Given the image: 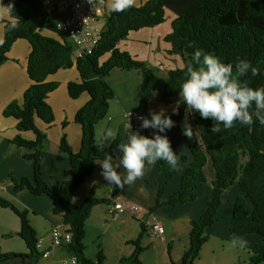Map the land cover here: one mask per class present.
<instances>
[{
    "label": "trees",
    "instance_id": "trees-1",
    "mask_svg": "<svg viewBox=\"0 0 264 264\" xmlns=\"http://www.w3.org/2000/svg\"><path fill=\"white\" fill-rule=\"evenodd\" d=\"M14 5L4 29V44L0 46V65L7 59V53L19 38L27 39L31 44L27 71L31 85L24 93L23 101L11 102L4 109L5 115L17 120L20 131H33L35 139L24 138L20 133L14 142L33 149L25 157L34 160V177L15 179V190H29L32 194H46L52 200V210L62 214L64 223L72 232L67 245L77 256L78 264H105L104 255L99 252L97 259L85 254V221L95 204L106 202L91 190L85 200L76 204L73 194L84 179L90 175L95 162L105 158V152L114 158L118 136L110 147L99 151L96 146L95 125L103 119L115 96L107 76L115 68L137 69L142 74L141 107L149 110V102L154 90L161 97L169 98L180 92V86L186 79L185 65L199 48L218 56L224 63L235 65L239 60H248L259 69V75L253 77L249 72L247 80L252 88L264 87V0H146L125 12L108 11L104 29L95 50L80 57L74 56V48L68 37L61 31L53 10L41 0H6V6ZM173 14L172 31L165 36L169 42L171 54H180L183 66L172 68L166 76L159 75L148 63L127 50L119 47L133 30L152 27L163 23L167 13ZM18 22L19 27L10 31V25ZM108 55V58H102ZM76 65L80 79L68 83V92L72 98L88 92L89 100L78 110L75 121L82 128V145L74 151L63 134L60 150L69 156L71 165L66 170L67 178L59 188H53L43 177L41 151L45 147L47 134L38 127L36 120L47 124L55 120V113L48 102V95L58 85L48 81L47 77L60 68ZM186 106L181 100L178 114L165 112L176 122V129L185 138L191 151L192 160L185 154V171L181 185L166 201L177 204L193 201L197 198L198 187L207 181L206 166L211 163L214 178L207 206L199 218L191 221L190 246L185 251L182 264H192L200 258L203 245L208 239V228L217 220L224 191L234 184L241 190L234 202L231 215V232L239 236L257 234L261 241L253 248V264L264 262V125L253 116V124L242 125L239 122L231 129L212 133V119H203L198 113H191L194 120L193 137L189 139L182 133ZM254 111V108L252 109ZM66 124V122H64ZM243 157L246 159L243 161ZM177 170L159 161V190L157 203L162 199L164 190ZM252 203L251 210L248 202ZM0 205L11 208L21 220L18 235L29 248L28 253H1L0 264H35L42 253L37 249L39 239L31 224L27 209H21L11 200L0 197ZM153 207L151 211H154ZM144 230L147 229L143 223ZM139 244V241H135ZM129 257L132 264L139 262L138 253ZM235 264H240L237 261Z\"/></svg>",
    "mask_w": 264,
    "mask_h": 264
},
{
    "label": "crops",
    "instance_id": "crops-1",
    "mask_svg": "<svg viewBox=\"0 0 264 264\" xmlns=\"http://www.w3.org/2000/svg\"><path fill=\"white\" fill-rule=\"evenodd\" d=\"M145 1L136 0V5ZM0 4L6 7V0H0ZM110 5L111 0H106L107 11H112ZM173 17V14L168 16L167 13L163 23L131 31L125 39L119 42L120 49L127 50L146 61L161 76H166L172 68L183 66L182 56L169 53L168 50L171 45L164 39L166 34L172 31ZM11 19L7 9H0V39L4 40L5 25ZM151 42L152 44L149 46L148 43ZM30 52V42L25 38H19L8 51L7 59L0 65V197L11 200L21 209L28 210L31 224L36 229L39 239H43V248H49L51 251L49 256H42L44 260H50L46 264H63L65 261L67 264H72L71 258L74 253L67 245H51L53 225L63 224L68 227L64 223L63 215L53 212L51 198L46 194H32L27 189L15 190V179L20 180L25 176L33 179L34 160L25 157V154L32 152L33 149L19 146L13 140L19 133L24 138L32 140L35 139V133L31 130L20 131L17 128L18 120L12 115H5L4 109L11 102L21 103L25 91L32 83L27 71ZM106 58L108 55L102 59L105 60ZM79 79L80 73L76 65L60 68L49 74L47 80L58 83L47 98L54 110L55 120L51 124H47L39 118L36 120L38 127L47 134L45 147L41 151L43 177L56 189L67 178L65 172L71 165L69 156L60 150L61 137L66 134L67 141L74 151H79L82 145V128L75 121V116L90 96L85 91L77 98H72L68 92V83ZM107 80L112 86L115 96L110 100L106 116L95 125L96 144L101 135L108 129L116 132V138L121 136L119 143L126 142L128 134L132 131L151 138L154 133L153 129L141 130L132 126L130 128L127 125L126 112L131 109H142L141 72L137 69L115 68L107 76ZM178 97L180 95L176 94L169 98L176 99ZM169 98L161 97L159 91L154 90L148 111L173 112L174 108L170 107L169 100H167ZM181 100L178 98L173 106L176 107ZM188 120L194 126L191 114ZM161 135H167L173 151L179 156V170L167 183L159 203H157L159 161L154 166L146 165L149 170L144 178L138 179L132 186L125 185L116 195H113V192L118 188L108 184L100 175L101 166L95 163L93 172L75 190L73 202L76 204L82 203L91 190H94L97 197L108 199L106 202L95 204L85 221L83 241L87 257L97 259L99 252L102 251L105 264H132L131 260L127 262V259L136 252L139 246V262L133 264L183 263L185 251L190 246L191 221L199 218L207 206L214 173L211 171L210 175L207 174V165L205 169L207 181L198 187V196L195 200L177 204L167 203L168 198L181 185L182 175L185 171L182 155L185 154L188 161L192 160V155L185 138L176 129V122L175 127L166 133H161ZM112 143L113 141H110V146ZM120 156L121 153L116 148L113 160L118 161ZM119 171L124 172L122 167ZM233 187L234 185L227 188L223 196L229 189L233 190ZM202 191L204 195L201 196ZM239 194L241 192H236L232 197L233 208L235 199ZM114 199L137 202L144 212L156 207L154 212L159 215L164 224L165 232L162 235L152 236L148 229L144 230L142 217L139 215L125 213L115 218H109L106 206L109 201ZM13 215H16V218ZM226 215L227 218L218 216L216 222L208 228V239L202 247L200 258L195 259L192 264H235L237 261L240 264H253L251 261L253 248L256 243L261 241L260 236L246 234L243 236L248 241L245 248L231 247L232 211ZM20 228L19 216L11 208L0 205V236L14 237L18 235ZM137 240L139 244H136L135 241ZM20 250L24 251L25 249ZM25 252L28 253L29 248ZM259 264H264V262Z\"/></svg>",
    "mask_w": 264,
    "mask_h": 264
},
{
    "label": "clouds",
    "instance_id": "clouds-1",
    "mask_svg": "<svg viewBox=\"0 0 264 264\" xmlns=\"http://www.w3.org/2000/svg\"><path fill=\"white\" fill-rule=\"evenodd\" d=\"M93 6L97 0H88ZM103 3V0H99ZM136 5V0H111L113 12H125ZM11 12L13 4L3 6ZM19 27L14 21L10 25V31ZM0 39V46L4 44ZM186 79L180 86V98L185 109L182 133L189 139L193 137V129L188 120L191 113H198L203 119H212L214 124L212 133H220L223 129H231L235 123L250 126L253 124V116L264 125V87L252 88L247 77L249 72L253 77L259 75V69L253 67L248 60H239L233 65L224 63L218 56L197 49L191 60L184 66ZM179 103L173 109L172 114H178ZM254 108V111L252 109ZM128 119L131 112L126 114ZM150 116V118H149ZM149 116H139L142 129H153V136L147 137L132 131L128 134L126 142L117 144V151L121 153L118 161H114L112 155L105 152V158L95 163L101 166L100 175L108 182L121 190L125 185L132 186L138 179H143L149 170L147 166H154L157 161H165L171 169L179 170V156L173 151L167 135H161L175 127V122L164 110L150 111ZM131 128V125L129 124ZM116 132L108 129L97 141V149L104 151L110 147V141L116 139ZM123 168L121 173L119 169ZM248 241L243 237L233 234L230 245L233 248H245Z\"/></svg>",
    "mask_w": 264,
    "mask_h": 264
},
{
    "label": "built area",
    "instance_id": "built-area-1",
    "mask_svg": "<svg viewBox=\"0 0 264 264\" xmlns=\"http://www.w3.org/2000/svg\"><path fill=\"white\" fill-rule=\"evenodd\" d=\"M48 8L53 10L54 14L59 13L62 17L57 18L59 28L68 37L74 48V56L80 57L92 53L98 45L101 34L104 29L105 16L107 15L106 0L103 3H97L93 6L88 0H41ZM102 20V25L99 21ZM127 125L139 128L141 121L139 116H149V111L143 109H131ZM150 118V116H149ZM107 215L109 218H115L121 214L130 213L142 217V223L145 224L152 236L162 235L165 232V226L159 215L154 211L144 212L139 203L132 200L114 199L107 203ZM72 239V232L63 224H55L51 230V245H68ZM37 249L43 257L50 255V249L43 248V239H38ZM72 264H78L77 256L74 254L71 258ZM63 264H67L65 261Z\"/></svg>",
    "mask_w": 264,
    "mask_h": 264
},
{
    "label": "rangeland",
    "instance_id": "rangeland-1",
    "mask_svg": "<svg viewBox=\"0 0 264 264\" xmlns=\"http://www.w3.org/2000/svg\"><path fill=\"white\" fill-rule=\"evenodd\" d=\"M50 8L52 7L51 5H48ZM172 15L171 12H168V16ZM55 17L56 18H59V17H62L59 13H56L55 14ZM99 24L102 25V20L99 21ZM155 43V42H154ZM149 46L152 44L151 43H148ZM151 67V66H150ZM180 98V97H178ZM178 98L176 99H167L169 100V104H170V107L171 108H176L173 106V104L176 103V100H178ZM190 116V114H189ZM188 116V117H189ZM246 159V157H243V161ZM211 171L213 173V170H212V166H211V163H208V166H207V174H211ZM236 192H241L240 191V187L239 185L236 183V185L234 184V187H233V190L232 189H229L227 191V193H225L224 196H222V203L220 206L221 210L218 214V216L220 218H227V215L226 213L229 215V213H231V211H233V205H232V197L233 195H235ZM204 195V192L202 191L201 193V196ZM252 208V203L249 201L248 202V209L251 210ZM14 218H16V215H13ZM39 218H42V217H39ZM254 236H259L257 234H254ZM20 249H25V250H28V247L26 246V243L25 241L19 236V235H15L14 237H2L0 236V252L1 253H26L25 250L22 251ZM50 260L49 259H43V257H40L37 259V261L35 262V264H46V262H49ZM130 259H127V262H129ZM5 264H16V263H11L10 261L5 263Z\"/></svg>",
    "mask_w": 264,
    "mask_h": 264
},
{
    "label": "water",
    "instance_id": "water-1",
    "mask_svg": "<svg viewBox=\"0 0 264 264\" xmlns=\"http://www.w3.org/2000/svg\"><path fill=\"white\" fill-rule=\"evenodd\" d=\"M119 191H120V188H118V190H115V191L113 192V195H116Z\"/></svg>",
    "mask_w": 264,
    "mask_h": 264
}]
</instances>
